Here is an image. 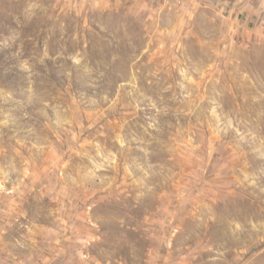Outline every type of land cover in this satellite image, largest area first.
I'll list each match as a JSON object with an SVG mask.
<instances>
[{"label": "rangeland", "instance_id": "1", "mask_svg": "<svg viewBox=\"0 0 264 264\" xmlns=\"http://www.w3.org/2000/svg\"><path fill=\"white\" fill-rule=\"evenodd\" d=\"M242 6L0 0V264H264Z\"/></svg>", "mask_w": 264, "mask_h": 264}, {"label": "crops", "instance_id": "2", "mask_svg": "<svg viewBox=\"0 0 264 264\" xmlns=\"http://www.w3.org/2000/svg\"><path fill=\"white\" fill-rule=\"evenodd\" d=\"M243 6L239 8V13L246 17H257L264 15V0H241Z\"/></svg>", "mask_w": 264, "mask_h": 264}]
</instances>
